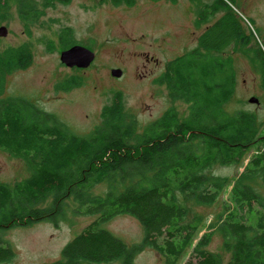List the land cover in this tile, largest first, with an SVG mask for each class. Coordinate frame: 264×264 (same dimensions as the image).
I'll use <instances>...</instances> for the list:
<instances>
[{
    "label": "trees",
    "instance_id": "16d2710c",
    "mask_svg": "<svg viewBox=\"0 0 264 264\" xmlns=\"http://www.w3.org/2000/svg\"><path fill=\"white\" fill-rule=\"evenodd\" d=\"M70 2L0 0V14L5 16L18 4L22 19L35 22L49 7ZM233 5L235 0H213L199 7L197 25L223 14L206 25L194 50L168 62L159 79L173 101L190 104L188 114L180 117L170 107L142 130L126 112L120 92L104 107L102 123L88 135L72 132L57 115L26 97L4 98L7 75L27 67L33 54L26 45L0 52V149L24 158L31 169V175L15 185L0 182V232L40 221L58 225L73 200L74 213L97 218L64 246L61 259L52 264L115 260L134 264L145 246L162 254L164 264H177L189 248L191 256L183 264H264V193L254 184L264 186L263 122L253 112L224 108L235 92L236 76L232 57L222 53L232 45L245 48L252 39L242 31L239 16L234 17ZM59 39L63 49L78 44L70 27ZM256 56L264 80L263 51L258 49ZM79 84V78L71 77L60 88ZM254 145L256 152L234 179L212 171L214 165L243 164ZM229 186L223 210L199 236L201 217L188 219V203L213 205ZM48 197L51 205L39 207ZM119 214L141 223L145 230L141 243L128 246L103 226ZM215 232L230 253L227 263L208 249ZM13 256L0 235V262Z\"/></svg>",
    "mask_w": 264,
    "mask_h": 264
},
{
    "label": "rangeland",
    "instance_id": "374dc122",
    "mask_svg": "<svg viewBox=\"0 0 264 264\" xmlns=\"http://www.w3.org/2000/svg\"><path fill=\"white\" fill-rule=\"evenodd\" d=\"M212 1L135 0L128 5L114 4L111 0H71L68 4L49 7L35 22H25L18 4H13L5 16L0 14V26L8 28L7 36L0 37V52L26 45L32 51L33 60L24 69L7 75L3 97L22 96L32 100L44 111L57 115L78 135H88L102 123V111L117 92L121 93L126 112L135 117L139 130L170 107L184 117L190 104L184 100L173 101L166 84L159 79L169 61L194 50L206 25L220 19L223 12L207 24L197 25L198 8ZM233 7L242 31L252 39L245 48L232 45L222 53L232 57L236 76L235 92L224 108L229 112H253L264 126V80L256 56L258 49L264 53V0H235ZM65 27L72 29L78 44L95 52L89 67L71 68L60 61L64 49L59 34ZM218 29L221 34H228ZM114 68H120L122 75L113 76ZM71 77L79 78L80 84L61 89L60 84ZM254 97L258 102H250ZM256 147L249 149L243 164L214 165L212 171L234 179L243 171V165L256 152ZM30 175L31 169L24 158L0 149V182L15 185ZM254 184L264 193L261 182ZM229 190L230 186L213 205L188 203L191 208L188 219L201 217L199 236L209 230L210 223L223 210ZM51 201L48 197L38 206L45 208ZM74 207L76 204L70 200L67 217L58 225L40 221L0 232L14 252L13 258L0 264H52L61 259L64 246L97 218L74 213ZM103 226L128 246L144 239L143 226L128 214H119ZM223 245V237L215 232L208 249L220 253L227 263L230 253ZM191 252L189 248L177 264L187 261ZM164 260L155 248L145 246L136 254L134 264H164ZM84 264H121V261Z\"/></svg>",
    "mask_w": 264,
    "mask_h": 264
},
{
    "label": "water",
    "instance_id": "95a60500",
    "mask_svg": "<svg viewBox=\"0 0 264 264\" xmlns=\"http://www.w3.org/2000/svg\"><path fill=\"white\" fill-rule=\"evenodd\" d=\"M8 28L0 26V37L7 36ZM95 59V52L88 47L80 44H74L69 48L64 49L60 55V61L71 68H87ZM113 76L119 77L122 75L120 68H114L111 71ZM250 102H258L257 98H251Z\"/></svg>",
    "mask_w": 264,
    "mask_h": 264
}]
</instances>
